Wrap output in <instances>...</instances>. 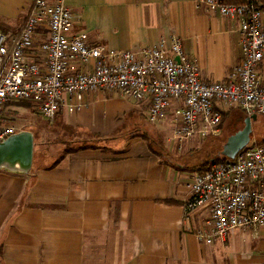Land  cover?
<instances>
[{"label": "crops", "instance_id": "obj_1", "mask_svg": "<svg viewBox=\"0 0 264 264\" xmlns=\"http://www.w3.org/2000/svg\"><path fill=\"white\" fill-rule=\"evenodd\" d=\"M199 1L66 0V5L80 17L74 31L86 32L91 46L139 51L176 34L204 81H226L240 60L237 24L200 9ZM33 2L0 0V29L16 34ZM192 26L203 35L202 53L183 39L193 36ZM261 72L264 80V61ZM148 111L147 100L87 94L86 107L68 113L72 121L86 122L89 139H75V124L67 122L59 134L62 153L49 158L52 163L43 165L41 158L37 166L35 158L29 174L0 171V264H264V227L234 230L212 245L196 236L201 218L186 220L184 204L187 183L207 159L155 153L144 134L160 138L158 128L175 130V123L170 114L150 124ZM120 120V143L106 142L120 138L112 135ZM69 138L81 143L67 152Z\"/></svg>", "mask_w": 264, "mask_h": 264}, {"label": "built area", "instance_id": "obj_2", "mask_svg": "<svg viewBox=\"0 0 264 264\" xmlns=\"http://www.w3.org/2000/svg\"><path fill=\"white\" fill-rule=\"evenodd\" d=\"M198 7L237 24L240 60L226 81H204L176 34L139 51H105L74 31L80 17L66 0H34L16 34L0 29V142L22 131L9 123L10 106L37 104L54 122L60 111L82 110L94 92L147 100V121L157 124L171 114L181 141L219 136L228 108L264 117V6L200 0ZM187 187L185 218L199 215L195 234L203 243L263 228L264 145L250 143L234 160L212 163Z\"/></svg>", "mask_w": 264, "mask_h": 264}, {"label": "rangeland", "instance_id": "obj_3", "mask_svg": "<svg viewBox=\"0 0 264 264\" xmlns=\"http://www.w3.org/2000/svg\"><path fill=\"white\" fill-rule=\"evenodd\" d=\"M192 29L195 30V33L192 32L193 36L187 34L183 39L186 41L187 38V41L191 42L192 48L198 51V53H202V47L204 45L203 35L199 33L201 31L197 30L195 26H192ZM89 111L90 109H88L87 112ZM6 115L10 119L9 123L11 125L22 131H31L34 133L36 145V155L34 158H36L37 166L43 164L41 158H45L43 165H48L52 163L49 158H58L61 155V150L57 148L61 145V141L64 140L59 134L62 132L65 123L72 122V124H75L74 127L77 131V134L74 137L75 139H89L92 136V132L85 129L87 127L86 122L79 120L78 118H75L74 121H72V117H69V113L66 110L60 111L57 114L56 120L51 122L45 118L37 104L33 105L24 102L10 106L8 111H6ZM246 118L247 117H245L239 110L231 109V115H229L227 119H224L221 128L222 132L218 137H202L197 135L191 139L181 141L176 137L173 126H170L166 131L158 128L159 132L163 135L158 137L162 140L160 143L164 148H170V158H217L218 156H221V152L227 139L243 129ZM119 122V127L115 133L112 134L116 137H120L124 132V122L122 120ZM66 132L68 135H71L69 134L71 133L70 130H67ZM67 133L63 136H67ZM68 140L71 141L70 138ZM68 140L66 141L68 142ZM120 141L121 137L118 138V140H108L106 142L113 144L120 143ZM250 143L264 145L263 118H259L256 122H253V132ZM75 145L77 144L67 143L65 148L70 149L71 146Z\"/></svg>", "mask_w": 264, "mask_h": 264}, {"label": "water", "instance_id": "obj_4", "mask_svg": "<svg viewBox=\"0 0 264 264\" xmlns=\"http://www.w3.org/2000/svg\"><path fill=\"white\" fill-rule=\"evenodd\" d=\"M257 119L256 115L245 119L243 129L227 139L221 152L222 156L234 160L237 154L250 144L253 122ZM34 149L35 135L31 131H21L0 142V171L29 174L33 167Z\"/></svg>", "mask_w": 264, "mask_h": 264}, {"label": "trees", "instance_id": "obj_5", "mask_svg": "<svg viewBox=\"0 0 264 264\" xmlns=\"http://www.w3.org/2000/svg\"><path fill=\"white\" fill-rule=\"evenodd\" d=\"M221 2H223V3H227V4H242V3H244V2H247V1H250V2H255V3H257V4H259V5H261V6H264V0H220ZM24 103V102H23ZM232 109V108H231ZM231 109L230 110H228V112H223V118H222V121H221V124H220V128H222V124H223V121H224V119L226 118H228L229 117V115H231ZM239 111L240 112H242L243 114H244V116L245 117H247V115L242 111V110H240L239 109ZM259 118H263L264 119V117H261V116H258V119ZM257 121V120H256ZM255 121V122H256ZM145 136V139L147 140V142H148V144H149V147L155 152V153H157L160 157H162V158H170L171 156H170V152L166 149V148H164V146L160 143L162 140L160 139V138H155V137H153L152 135H150V134H148V133H146V134H144ZM82 142H88V141H82ZM67 143H73V144H78V143H81V141H75V140H71V141H69L68 140V142L67 141H65L64 142V144H65V146L67 145ZM72 148H73V146H71V148L70 149H67L66 151L68 152V151H71L72 150ZM163 149V150H162ZM35 155H36V145H35V149H34V157H35ZM34 160H35V158H34ZM229 159H227V158H225L224 156H218L217 158H209V159H207V161H205L202 165H201V167H200V170L199 171H205V170H207L208 169V167L212 164V163H215V162H226V161H228ZM33 163H34V161H33Z\"/></svg>", "mask_w": 264, "mask_h": 264}]
</instances>
